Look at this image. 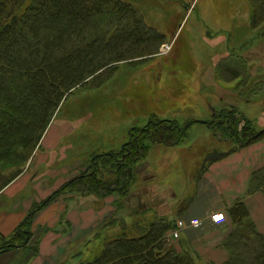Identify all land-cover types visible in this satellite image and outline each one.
Returning a JSON list of instances; mask_svg holds the SVG:
<instances>
[{
    "label": "rangeland",
    "instance_id": "rangeland-1",
    "mask_svg": "<svg viewBox=\"0 0 264 264\" xmlns=\"http://www.w3.org/2000/svg\"><path fill=\"white\" fill-rule=\"evenodd\" d=\"M124 1L136 8L146 30L163 37L152 38L154 44L144 56L129 55L126 60L111 64L113 68L101 86L80 87L68 96L38 154H33L21 175L11 183L18 180L10 195L0 193V211L12 208L21 199L29 207L23 220L35 210L36 218L49 203L38 206L53 194L52 201L61 196L67 200L78 196L77 202L85 203L82 195H90L91 189L82 183H68L90 168L94 157L121 152L131 140V130L146 127L154 115L186 128L187 136L172 146L147 142L149 152L137 164L136 180L128 196L137 193L138 188L151 186L155 180L167 181L172 175H182L185 182L195 184L203 163L207 166L222 154L240 151L236 140L211 125L212 121L219 122L216 119L220 111L237 110L240 131L249 125L255 133L264 130V14L258 10L254 14L252 0ZM240 60L248 65L239 68L241 77L234 79L235 75L229 69L225 71V66L233 69L234 62ZM103 160L96 165L97 177L114 179ZM16 192L18 196L11 200V194ZM94 196L96 200L89 199L93 205L103 204L104 198ZM109 197H118L120 206L114 207L115 213L97 228L83 248L70 253L78 254L73 255L74 260L69 259L70 264H80L98 252L105 237L118 235L126 226L127 217L131 216L123 215L127 197ZM151 208L147 205V210L137 213L127 225L139 217H153L149 215ZM48 229L45 227L43 232ZM31 230V242L35 244L41 233L34 228V220ZM33 253L32 249L27 250L19 261Z\"/></svg>",
    "mask_w": 264,
    "mask_h": 264
},
{
    "label": "trees",
    "instance_id": "trees-1",
    "mask_svg": "<svg viewBox=\"0 0 264 264\" xmlns=\"http://www.w3.org/2000/svg\"><path fill=\"white\" fill-rule=\"evenodd\" d=\"M252 2L254 14L256 10L264 14V0ZM161 37L146 30L139 12L124 0H0V193L21 175L69 95L80 87L101 86L111 64L129 55L144 56L154 44L152 38ZM234 64L233 69L225 66V71L238 79L248 64L242 60ZM239 114L235 109L220 111L219 122L211 125L228 133L238 148L264 140V130L255 133L250 125L239 130ZM186 130L154 115L146 127L131 130V140L121 152L94 157L90 168L68 186L82 183L101 198L116 194L126 198L136 180L137 164L149 152L147 142L178 145ZM236 150L209 161L222 160ZM102 158L114 179L97 177L96 165ZM259 191L264 194V168L250 181L249 192ZM54 198L55 194L38 207ZM120 204L117 197L115 206ZM36 211L10 236L0 233V255L29 246ZM229 216L233 226L225 242L230 254L225 264H264V232L250 219L246 204L237 202ZM173 228L161 217L136 218L118 235L105 237L99 251L80 264H202L191 252L179 251L167 241ZM33 252L38 253L37 246Z\"/></svg>",
    "mask_w": 264,
    "mask_h": 264
},
{
    "label": "crops",
    "instance_id": "crops-1",
    "mask_svg": "<svg viewBox=\"0 0 264 264\" xmlns=\"http://www.w3.org/2000/svg\"><path fill=\"white\" fill-rule=\"evenodd\" d=\"M40 148L37 149V154ZM263 168L264 140H260L222 160L209 162L207 166L203 163L195 184L193 181L191 185L190 182H185L182 175H172L167 181L158 179L151 186L138 188L137 193L132 192L127 197V210L125 209L123 215H131L127 217L128 223L137 213L147 210L145 208L148 205L152 207L149 215L173 223L174 228L167 235V241L177 250L191 252L202 264H225L230 259L225 242L233 226L229 216L232 206L243 201L248 207L250 219L260 232H264V194L260 191L249 192L252 175ZM17 183L18 180L8 186L2 195L9 194ZM41 188L44 190L45 186L42 185ZM17 194H11L13 196L10 199H16ZM33 196L29 198L31 202ZM82 196V199L87 200L85 203H78V196H72L68 200L61 196L49 203L34 219V228L41 233L38 242H30L27 249L1 254L0 264H70L69 259L74 260L73 255H78L73 253L70 256V253L83 248L94 236L97 228L116 211L115 197L104 198L103 204L93 205L89 199L96 200L94 194ZM16 202L18 204H13L12 208L0 211V233L4 236L10 235L17 228L29 208L25 200L17 199ZM213 213H224L227 221L222 225H214L210 220ZM63 218L64 224L58 227ZM192 219H198L202 224L198 227L192 226ZM181 221L184 223L183 227L179 226ZM45 227L49 229L43 232ZM35 246L38 253H33L20 262L21 256Z\"/></svg>",
    "mask_w": 264,
    "mask_h": 264
},
{
    "label": "built area",
    "instance_id": "built-area-1",
    "mask_svg": "<svg viewBox=\"0 0 264 264\" xmlns=\"http://www.w3.org/2000/svg\"><path fill=\"white\" fill-rule=\"evenodd\" d=\"M210 220H211V222H212L214 225H222V224H224V223L227 221V217H226V215H225L224 213H213V214H211V216H210ZM190 224H191L192 226L198 227V226H200L202 223H201V221L198 220V219H192V220L190 221ZM179 226H180V227H183V226H184V223H183L182 221L179 222Z\"/></svg>",
    "mask_w": 264,
    "mask_h": 264
},
{
    "label": "water",
    "instance_id": "water-1",
    "mask_svg": "<svg viewBox=\"0 0 264 264\" xmlns=\"http://www.w3.org/2000/svg\"><path fill=\"white\" fill-rule=\"evenodd\" d=\"M204 123H207V122L204 121Z\"/></svg>",
    "mask_w": 264,
    "mask_h": 264
}]
</instances>
